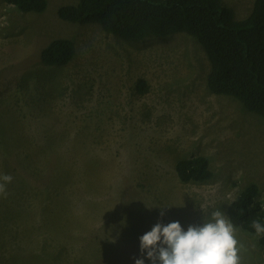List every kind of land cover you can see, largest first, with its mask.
Here are the masks:
<instances>
[{
  "label": "rangeland",
  "instance_id": "374dc122",
  "mask_svg": "<svg viewBox=\"0 0 264 264\" xmlns=\"http://www.w3.org/2000/svg\"><path fill=\"white\" fill-rule=\"evenodd\" d=\"M220 1L239 20L255 0ZM47 2L38 13L0 0V175L13 177L0 195V264H152L139 238L157 222L202 225L200 205L227 214L252 183L264 206V116L209 90L195 37L128 42L61 19L78 0ZM56 38L75 44L67 65L42 63ZM192 155L208 158L210 179H179L177 160ZM239 238L243 264H262L258 237Z\"/></svg>",
  "mask_w": 264,
  "mask_h": 264
},
{
  "label": "trees",
  "instance_id": "16d2710c",
  "mask_svg": "<svg viewBox=\"0 0 264 264\" xmlns=\"http://www.w3.org/2000/svg\"><path fill=\"white\" fill-rule=\"evenodd\" d=\"M6 1L24 12H43L48 5L47 0ZM58 14L71 22L97 23L106 33L128 42L188 33L201 43L210 61L209 90L231 95L249 111L264 116V0H255L251 13L239 20L220 0H78L62 5ZM75 54L71 39L56 38L41 50V60L64 66ZM146 88L140 79L139 91ZM175 168L183 182L206 181L213 174L203 155L180 158ZM258 196L259 186L252 183L227 207L233 223L252 234L253 220L264 223V206ZM258 242L264 246V236Z\"/></svg>",
  "mask_w": 264,
  "mask_h": 264
},
{
  "label": "clouds",
  "instance_id": "9594fccd",
  "mask_svg": "<svg viewBox=\"0 0 264 264\" xmlns=\"http://www.w3.org/2000/svg\"><path fill=\"white\" fill-rule=\"evenodd\" d=\"M12 179L0 175V195L7 196L6 185ZM171 206H159L161 217ZM200 207L205 213L202 225L190 224L185 230L179 221L157 222L139 238L141 256L146 253L152 264H243L246 246L239 238V227L220 208ZM122 223L126 226V220ZM251 227L257 237L264 236V223L253 220ZM135 264H145V259H135Z\"/></svg>",
  "mask_w": 264,
  "mask_h": 264
},
{
  "label": "bare ground",
  "instance_id": "6f19581e",
  "mask_svg": "<svg viewBox=\"0 0 264 264\" xmlns=\"http://www.w3.org/2000/svg\"><path fill=\"white\" fill-rule=\"evenodd\" d=\"M22 157V156H21Z\"/></svg>",
  "mask_w": 264,
  "mask_h": 264
}]
</instances>
